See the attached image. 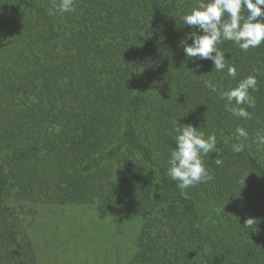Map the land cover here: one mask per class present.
Wrapping results in <instances>:
<instances>
[{
	"label": "trees",
	"instance_id": "1",
	"mask_svg": "<svg viewBox=\"0 0 264 264\" xmlns=\"http://www.w3.org/2000/svg\"><path fill=\"white\" fill-rule=\"evenodd\" d=\"M54 3L0 0V264H39L28 218L44 204L100 218L140 205L127 264H264V43L222 39L217 71L181 44L199 34L183 21L198 0ZM248 75L245 118L222 94ZM177 120L219 150L203 157L212 179L183 192L167 174Z\"/></svg>",
	"mask_w": 264,
	"mask_h": 264
},
{
	"label": "clouds",
	"instance_id": "2",
	"mask_svg": "<svg viewBox=\"0 0 264 264\" xmlns=\"http://www.w3.org/2000/svg\"><path fill=\"white\" fill-rule=\"evenodd\" d=\"M75 0H58L54 7L61 13L72 12ZM264 0H198L189 12L184 14V24L199 30L188 34L191 43L181 40L186 57L208 59L213 62V68L222 71L226 68L225 55L217 45L221 40L233 41L241 50L256 48L264 43ZM247 14L242 15V11ZM227 15V19L223 17ZM227 74L236 76L234 66L227 67ZM257 84L254 75H248L239 81L236 87L224 92L223 98L228 101L226 109L233 115L247 118L249 113L241 105L254 106V100L249 95V89L255 90ZM205 86L216 91L211 81H205ZM235 102L233 106L232 102ZM176 135L175 146L171 149L168 159L167 174L176 186L183 192L198 183L207 182L212 175L205 167L203 157L210 153H218L215 134L206 135L192 124L173 122ZM180 125H183L182 127ZM244 135L243 130H238ZM242 146L234 145L233 151L240 152ZM217 155V156H218ZM217 165L221 164L216 159ZM257 220L248 217L244 225L251 229L256 227Z\"/></svg>",
	"mask_w": 264,
	"mask_h": 264
},
{
	"label": "rangeland",
	"instance_id": "3",
	"mask_svg": "<svg viewBox=\"0 0 264 264\" xmlns=\"http://www.w3.org/2000/svg\"><path fill=\"white\" fill-rule=\"evenodd\" d=\"M140 205L94 207L44 204L30 221L39 264H127L140 228Z\"/></svg>",
	"mask_w": 264,
	"mask_h": 264
}]
</instances>
